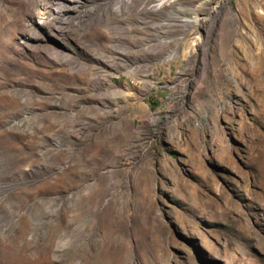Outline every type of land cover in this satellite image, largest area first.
Returning <instances> with one entry per match:
<instances>
[{
  "label": "rangeland",
  "instance_id": "1",
  "mask_svg": "<svg viewBox=\"0 0 264 264\" xmlns=\"http://www.w3.org/2000/svg\"><path fill=\"white\" fill-rule=\"evenodd\" d=\"M154 3L0 0V264H264V0Z\"/></svg>",
  "mask_w": 264,
  "mask_h": 264
},
{
  "label": "bare ground",
  "instance_id": "2",
  "mask_svg": "<svg viewBox=\"0 0 264 264\" xmlns=\"http://www.w3.org/2000/svg\"><path fill=\"white\" fill-rule=\"evenodd\" d=\"M172 0H155V3L153 4V8H158L161 7L162 5H166L169 2H171ZM197 21L196 15L192 16L190 19H184V24H193L195 25Z\"/></svg>",
  "mask_w": 264,
  "mask_h": 264
}]
</instances>
